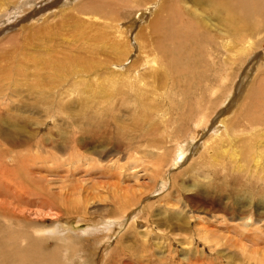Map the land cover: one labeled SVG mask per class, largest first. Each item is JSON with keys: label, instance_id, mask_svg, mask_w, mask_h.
I'll use <instances>...</instances> for the list:
<instances>
[{"label": "rangeland", "instance_id": "obj_1", "mask_svg": "<svg viewBox=\"0 0 264 264\" xmlns=\"http://www.w3.org/2000/svg\"><path fill=\"white\" fill-rule=\"evenodd\" d=\"M42 1L46 2L47 0ZM57 2L58 0L50 9L43 10L34 17H22L21 21L18 22L19 24H14L9 29H3L0 32V38L9 35L14 38L23 37L21 34L26 30L21 31L22 25L28 26L32 21H35L31 23L34 24L32 27L43 24L44 17L41 15L48 13L49 10L51 13V9L68 7L67 5L63 6V2L59 1V4ZM68 10L69 8L63 12L64 17L51 16L49 22L52 21L53 23L58 20L61 22L60 19H68L74 14L72 10H69V12ZM153 10L154 8L149 14L150 10L144 12L143 16L138 12V16L133 14L123 24L118 23L119 27L117 28L120 32H117V34L112 29L101 28L105 25H102L99 19H94L99 23L98 28L90 31L91 34L87 30V33L94 36L100 32L102 36L100 39L90 41V44L87 42L74 43V41L68 44L62 43L61 38L53 39V35H50V38L53 39L51 43L55 42L54 44L61 45L62 52L59 54V58L68 66L71 57L87 58L90 52L93 51L96 55L95 59L99 60L101 68H103V66L109 65V62L116 61V55L113 54L116 52L114 50V43L116 42L115 44H118L119 47L118 50L125 52L124 59L118 63L119 67L114 66L113 68L110 66L111 68L108 70L113 71L115 69L123 73L134 60L144 58L140 46L144 40L143 38L147 35L146 33L149 32V28H146L145 25L147 17L153 13ZM59 21L58 23H60ZM210 24L214 25V23ZM57 25L56 23L55 26ZM53 30L55 29L53 28ZM263 34L261 35L263 36ZM66 35L68 34L66 33ZM140 36L142 37L140 38ZM69 39H72V37L68 36ZM253 40L255 42L251 43L250 46L246 44V40L238 43L234 58L236 62L233 61L231 53L230 58L227 44L229 39L227 38L223 40V43H226L227 46L225 44L222 53L217 54V57L223 60L222 63L218 60L221 66L214 60L216 54L213 56V63L218 64V68L223 70L224 78L228 68L235 71V78H228V82L225 80L223 84L222 94L226 90L224 86L230 84L231 95L222 105L223 112L220 117L234 115L240 106L246 103V99L248 100V96L251 95L254 88L258 86L261 76H264V36L259 40ZM35 42L37 44V41ZM1 65H3V61H0ZM139 68H142V66ZM205 68L207 71H204L208 74L203 73L207 82H210L216 75L213 70L214 64L211 63ZM138 70L131 71L130 77L125 75V81H132L134 84L137 81L136 84L141 83V86L144 82H147L146 79L139 80L132 75L134 73L139 74L142 71ZM49 71V69H45V74H48ZM31 72L32 70H27L26 73L29 79L21 78V80L16 81L17 88L12 86L15 90H20L18 93L14 91L15 94H12L10 88L6 87L7 89L3 92L2 98L6 101L12 99L10 105L13 108L11 114L14 117L21 115V117L24 116L29 119L43 120L45 119V113L42 106L34 108L37 101L41 100L38 99L40 96L36 94L35 90L27 89L28 83L33 80L37 81L36 78L30 76ZM186 76L178 77L180 78L177 79L178 82H181V78L185 80V83L188 80L190 81L192 76ZM52 80H55V77ZM180 84L190 86L188 83ZM61 86L67 88L68 83L63 82L56 90H59ZM143 86L140 88L142 98L139 97V99H141V103L144 102V105H146L144 109L151 115L152 120L146 122L161 125L159 129L162 128L159 130L157 127L155 130L157 133L153 137L158 138L157 140L161 139V132L165 131V134L170 127L169 130H175V133L171 138H167V141L157 142V145L149 144L150 146H145L146 148L139 146V149H137L138 146L134 144V146H131L135 147L134 150L129 151L130 156L128 155L130 145L117 141L113 136V139L107 137L112 135L110 132L114 128L108 125L113 121L112 119L106 120L105 123H96V129L93 130L90 127L87 132L75 131L73 114L57 115L53 122L50 120L42 125L37 133L35 132L39 127L37 128L34 122L21 124L11 120V124L3 122L0 125V130L11 132L13 138V142L9 143L0 136V208L3 209L0 213V234L4 237L2 238L0 235V242L6 250L8 248L10 256L13 239H26L32 245L33 228L58 229L57 225L61 224L82 230L90 222L105 220L126 210V213L129 212L125 216L124 226L122 228L116 226L110 237L103 239L107 242L102 243L101 247H97L94 251L96 255L91 256L92 259L91 257L88 258L89 262L93 260L91 264H264V218L258 220H254V217L253 219L248 217L238 218L236 217V211L222 205L221 195H224L223 193L219 194L220 192L212 190L192 191L188 188V179H190L188 175L192 172L188 171L189 164L198 158L201 159L206 145L210 143L206 142V145H204V141H207L213 133L204 132L194 148L190 150V147H188L183 159L181 149L186 148L187 143L185 142L188 140L184 139L183 132L186 134L189 131L190 126L186 125L189 119L185 117L182 121L176 120L174 123L166 121L170 117L169 114L172 112V108L163 101L165 98L164 91L162 92L160 88L153 90L151 86ZM28 90H31V92H28ZM46 91L47 94L53 93L51 85L47 86ZM72 95L67 97L65 102H71L73 104L71 112L78 113L79 96L77 92ZM3 99L0 100V107L1 109H7L5 106L2 107ZM180 103V106H183L185 99H181ZM152 104H155L156 107L147 111L148 105ZM202 106L205 107V104L200 107ZM117 108L118 106L114 108V112L116 111L121 120L124 123L126 122L125 124H130L133 121L132 118L138 116L139 110L134 109L137 108L134 103ZM174 116H171L173 121ZM166 123L169 124L166 125ZM218 123L219 121L215 122L214 126L216 127ZM219 127V131L214 133V136L212 135L211 140L220 137L219 141L226 142V144L221 148H215L213 154L221 162L231 161L235 163L236 157L231 153L232 142L230 139H224L223 127ZM106 132L109 134L106 135L107 141L105 143L95 139V137L97 138ZM178 136L181 138H178ZM74 137L78 140L76 146L73 142L69 143V146L63 145L65 138L71 140ZM202 141L205 148H202ZM144 144L146 143L143 142L140 145ZM226 145L229 146V150L222 153V149ZM8 179L10 181H7ZM233 186V183H230L229 187ZM6 208L11 211H8L10 215H7ZM14 213L17 215H14ZM12 233H15V235L12 236ZM118 235H123L120 241ZM70 237L77 238L75 235ZM26 240L25 244H27ZM39 240L41 243L40 250H35L38 253L34 254L37 257L39 256L38 260H41L40 255L47 250V253H44L47 254V257L41 256L48 260L51 258L53 264H69V262H72L70 264H76V261L79 264L87 263L85 261H83L85 263H81L82 259L79 253H82L84 249L78 247L77 239L69 241L65 236L45 235ZM13 242L18 243L17 241ZM28 247L26 252L30 251ZM58 252L64 260L59 257ZM30 253L33 254L31 251ZM52 254L54 255L52 256ZM34 255L33 257L37 259ZM85 255L83 256L86 257ZM30 258L32 256H28V259ZM25 260L27 261V257H24L23 261ZM59 260H62V263ZM65 261L69 262L65 263ZM3 262V264H11V257L5 258ZM34 264L36 263L34 262Z\"/></svg>", "mask_w": 264, "mask_h": 264}, {"label": "bare ground", "instance_id": "obj_2", "mask_svg": "<svg viewBox=\"0 0 264 264\" xmlns=\"http://www.w3.org/2000/svg\"><path fill=\"white\" fill-rule=\"evenodd\" d=\"M59 1L63 2V6L67 5L68 7L65 6L64 9H51V13L49 10L47 11L48 13L41 15L44 17L43 24L32 27L34 24L31 23L35 22L32 21L28 26L22 25L21 31L24 32V30H26L21 34L23 37L18 36V38H14L9 35L0 38V61H3V65L0 66V100L3 99L2 94L7 88H10L12 94H15L14 91L18 93L20 90H15L12 86L17 88L16 81L21 80V78H28L26 74L27 70H32L30 76L36 78L37 81L33 80L31 83H28L27 89L35 90L36 94L40 96L38 99L41 100L37 101V105L34 104V108L42 106L45 119L36 120L33 118V120L24 116L21 117V115L14 117L13 114H11L13 108H11L10 102L12 99H9V101L3 99L2 107L5 106L7 109H1L0 107V125L3 124V122L11 124V120L21 124L34 122L35 126L37 128L39 127L35 132L37 133L42 125L50 120L53 122L57 115L73 114L75 119L73 127L77 132H87L90 127L95 130V127H97L96 123H105L106 120L112 119L113 121L108 124L114 127L110 132L112 135L107 136L110 139H113V136L117 141L130 145V147L136 144L135 146H138L136 147L137 149H139V146H150L149 144L157 145V142L161 143L167 141V138H171L175 130H169L171 127H168L169 129L166 130L167 132L165 134V131L161 132V139H155L153 137L157 133L155 130L157 127L159 129L161 125L146 122L152 121L151 115L146 112L144 109L146 105H144V102L141 103L142 101L139 97H141L140 88L143 85L151 86L153 90L160 88L162 92L164 91L163 95L165 98L163 101L172 108V112L169 114L170 117H167L170 120L167 119L166 121L174 123L176 120L182 121L185 117L189 119V121L186 119L188 121L186 125L188 127L190 126L189 131H185L186 134L183 132L184 139H188L185 142L187 143L186 148L181 149V157L183 159L185 158L184 155L188 147H190V150L194 148L197 144L196 142H198V139L204 132H209V134L217 133L220 129L219 126L223 127V133L222 131L221 133L224 139H230L233 145L231 153L235 155L236 162H221L219 158L213 154V151L215 148L218 149L225 146L224 144H226V142L223 143L219 141L220 137L211 140L214 136L213 134L207 141L203 140L204 145H206V142L210 143L206 145L205 148L202 141V148H205L203 156L201 155V159L198 158L189 164L188 171L192 172L188 175L190 177V179H188V188L192 191L212 190L214 192H220L219 194L223 193L224 195H221V199L223 200L221 202L222 205L236 211V217H248L252 219L254 217V220H258L259 218L263 219L264 76H261L258 81V86L254 88L251 95L248 96V100L246 99V103L241 105L234 115L220 117L223 112L222 105L225 104L226 99L231 95V88L229 89V87H231L230 84L229 86H227V84L224 86L226 90L225 93L222 94L223 84L225 80L228 82V78L231 79V77L233 78L235 76V71L233 69L231 71L228 68L224 78L223 70L217 66L220 64L219 61L222 63L223 60L218 58L217 54L222 53L223 46L226 44L223 43V40L227 38L229 39V43H227L229 47L228 52L230 51L229 55L231 53L233 61L236 62L234 58L240 41L246 40V44L250 46L251 43L255 42L253 39L259 40L264 36V0H58V2ZM41 2L43 1L0 0V32L20 22L22 17L27 16L31 18L43 10L50 9V7L55 5L56 0H47L40 4ZM58 2L57 4H59ZM68 8L74 13L71 17H68V19H60L61 22L58 20L60 23H58V21L53 23L52 21L49 22V18H52L51 16H63V12L67 11ZM152 8H154L153 13H151L152 16L150 15L147 17L145 25L146 28H149V32L146 33L147 35L143 38L144 40L142 39L143 42L140 46V51L143 53L144 58L141 60L139 59L140 61L137 59L134 60L123 73L115 69L113 71L108 70L111 68L110 66L113 68L114 66L119 67L118 63L122 62V59H124L123 56L125 52L118 50L119 47L117 46L118 44H115L116 42L114 43V50L116 52L114 51L115 53H113L116 55V61L112 63L109 62V65L103 66V68H101L99 60L95 59L96 55L93 51L90 52L87 58H80L78 56L71 57L68 61V66L59 58V54L62 52L61 45L54 44L55 42L51 43L53 39L57 37L62 39V43L67 44L69 42L71 43V41H74V43H89L94 39H100L102 36L100 32H96L98 35L94 36L88 35L87 33V30L90 32L93 31L94 28H98L99 23L94 19H99L102 25H105V27L101 28L112 29L116 32L114 33L117 34V32H120L117 28L119 27L118 23L123 24L133 14H137L138 16V12L143 16L144 12L150 10L148 12L149 14ZM56 23L58 24L57 26H55ZM210 23H214V25ZM53 28L55 30H53ZM66 33L68 35H66ZM91 33L92 32H90V34ZM261 34H263V36ZM50 35H53V39L52 37L50 38ZM68 36L70 38L72 37V39L68 40ZM141 37L142 36H140V38ZM35 41H37V44ZM48 43L50 44L48 45ZM214 54H216L218 58H214L218 64H215V62L213 63ZM211 63L214 64L213 70L216 75L214 79L207 82L203 72L207 71L205 67ZM138 66H142V68ZM45 69H49L51 72L49 71L48 74H45ZM134 69L143 71L139 74H132L139 80L146 79L147 82L143 83L142 81V86L140 85L141 83L136 84L137 81L135 84L132 81H125L124 76L128 75L130 77V73ZM206 73L208 74V72ZM186 75L192 76L191 80L187 82L190 86L180 84H187L182 78L180 83L177 80L180 79L178 77ZM53 77H55V80H52ZM233 79L230 81L232 82ZM65 81L68 83L67 88L66 86L65 88L61 86L60 89L58 88L59 90H56V88ZM48 85H51L52 94H47L46 89ZM133 87L134 89H132ZM143 88H145V86H143ZM28 92H31V90H28ZM76 92L79 96L78 113L71 112L73 105L71 102H65L67 97H70ZM180 97L183 100L185 99L183 106H180ZM130 103H134L137 107L134 109L139 110V112L137 117L134 116V118H132L133 121L130 124H125L126 122L124 123L121 120L120 116L116 114V111L114 112V108L117 106L118 108H121V106L126 107ZM172 104L174 105L172 106ZM202 104H205V107L202 106L203 109L200 107ZM148 107L147 111L150 108L154 109L156 106L152 104L148 105ZM2 115L4 116L3 119ZM172 115H175L174 121L171 117ZM218 121L219 123L216 124L215 127V122ZM167 124L169 123H166V125ZM182 129L181 127V130ZM108 132L105 134L100 133L101 135L97 138L95 137V139L101 141V143H105L107 141L106 135L109 134ZM0 136L9 143L13 142L11 132L0 130ZM178 138L181 137L178 136ZM65 139L63 140V145L66 146H69L71 142L76 146L78 142L76 137L71 140L70 138ZM143 142L146 144L140 145L143 144ZM134 148L135 147H131L128 149L129 156L131 155L129 151H133ZM228 150L229 146L226 145V147L222 149V153H226ZM7 181L10 180L8 179ZM230 183H233L234 186L229 187ZM1 210L3 211V209L0 208V213ZM8 211L11 212L6 208L7 215H10ZM127 213L126 210H123L119 215H115L114 217L94 221L92 223L90 222L82 230L61 224L57 225L58 229L51 228L43 230L42 228H33L34 235L32 237V245H30V242L26 239H13V241H17L18 243L11 242V256L9 255L8 248L7 251L5 246L0 242V264H3L4 259L7 257H11V264H34V262L36 264H53V262L51 263V258L48 257L49 260L47 258H42L41 255L44 257L47 255L44 254L47 253L45 248L46 251L40 255L41 260H38L39 256L37 257L34 255L37 252H35V250H40L41 247L39 238H43L45 235H55V237L65 236L69 241L77 239L78 247L82 250L84 249L82 251L83 254L76 250L82 259L81 263L87 262L86 264H91L93 260L89 262L88 258L96 255L94 251L97 247H101L102 243L107 242V240L103 241V239L105 237L106 239L109 238L116 226H118V228L124 226ZM14 215L17 214L14 213ZM82 221L85 223L84 220ZM14 235L15 233H12V236ZM71 235H75L77 238H72L70 237ZM118 236V240L120 241L123 235ZM1 237L4 238L2 235ZM25 240L27 244L24 243ZM27 247L33 254H31L29 250L26 252ZM59 252V257L62 258ZM64 254L66 253L64 252ZM33 255L37 257V259H35ZM53 255L54 254H52V256ZM81 255H85L86 257L83 256V259ZM28 256H32V258H30L31 260L28 259ZM24 257H27V261H23ZM62 260L64 259L62 258ZM62 260L59 261L61 262ZM68 262L65 261V263ZM70 263L72 262H69V264ZM77 263L76 261V264Z\"/></svg>", "mask_w": 264, "mask_h": 264}]
</instances>
